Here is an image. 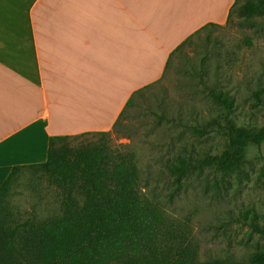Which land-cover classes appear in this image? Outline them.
Segmentation results:
<instances>
[{"label":"trees","instance_id":"1","mask_svg":"<svg viewBox=\"0 0 264 264\" xmlns=\"http://www.w3.org/2000/svg\"><path fill=\"white\" fill-rule=\"evenodd\" d=\"M234 13L251 25L255 17L264 14V0H246L244 4L236 0L227 23ZM218 27L222 25L206 24L177 46L163 76L135 91L113 126V131L118 130L131 107L136 106L137 97L164 80L172 69L198 76L204 108L197 110L195 104H188L176 110L165 109L157 115L159 121L154 126L161 137L175 134L178 138L166 144L174 154L167 158L153 155L150 159L164 165L178 188L195 170L208 168L223 175L240 172L248 149L264 144V124H241L239 120V92L218 77L211 79L208 48L199 61L185 54L195 36ZM176 56L181 60L175 62ZM254 83L248 84L245 96L252 100V107L259 108L264 106V85L261 78ZM111 133L53 136L45 162L13 168L0 188V264H208L201 260L198 247L183 229L168 226L165 209L146 193L144 164L136 148L131 144L113 145ZM212 133L221 134L226 141L216 153H200L189 143V136ZM87 135L98 138L71 143V139ZM24 170L42 175L57 190L60 211L41 218L34 213L24 219L14 216L6 196L17 174ZM242 219L264 236V224L255 210H245ZM249 263L264 264V250L251 254Z\"/></svg>","mask_w":264,"mask_h":264},{"label":"crops","instance_id":"2","mask_svg":"<svg viewBox=\"0 0 264 264\" xmlns=\"http://www.w3.org/2000/svg\"><path fill=\"white\" fill-rule=\"evenodd\" d=\"M236 0H0V188L53 136L113 129L172 51Z\"/></svg>","mask_w":264,"mask_h":264},{"label":"rangeland","instance_id":"3","mask_svg":"<svg viewBox=\"0 0 264 264\" xmlns=\"http://www.w3.org/2000/svg\"><path fill=\"white\" fill-rule=\"evenodd\" d=\"M245 1L239 0V4ZM221 25L195 36L185 54L199 61L207 54L208 48L212 56L208 62L211 79L218 77L232 91L239 92L241 103L237 113L241 124L253 122L262 125L264 106L252 107V100L246 99L245 93L248 92V84H255L259 78L264 85V14L255 17L250 25L234 13L230 23ZM209 31L211 40L207 42ZM174 59L175 62L181 60L177 56ZM180 71L172 69L164 80L137 97L136 106L131 107L123 118V125L116 131L112 129V143L131 144L136 148L144 164L146 193L165 209L169 227L180 228L187 233L198 247L202 261L208 264H250L251 254L264 250V236L254 232L243 221L242 214L253 209L264 224V144L248 149L240 172L223 175L208 168L195 170L183 179L179 188L166 174L161 162L150 160L153 155L167 158L174 154L175 151L168 150L166 144L178 139L175 134L161 137L160 132L154 131L159 121L157 115L165 109L176 110L188 104H195L197 110L204 108L200 100L202 86L198 84L199 77ZM97 138V135H87L73 138L71 143L77 145ZM188 139L200 153H216L224 148L226 142L218 133L204 137L189 136ZM155 142L161 147H157ZM6 202L14 216L22 219L30 213L41 218L60 211L57 190L33 170L17 174Z\"/></svg>","mask_w":264,"mask_h":264}]
</instances>
